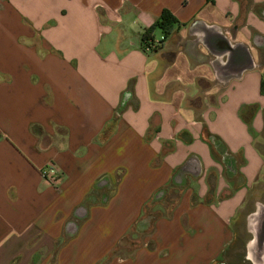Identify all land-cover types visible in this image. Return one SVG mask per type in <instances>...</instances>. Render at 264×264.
Listing matches in <instances>:
<instances>
[{
    "label": "crops",
    "instance_id": "obj_1",
    "mask_svg": "<svg viewBox=\"0 0 264 264\" xmlns=\"http://www.w3.org/2000/svg\"><path fill=\"white\" fill-rule=\"evenodd\" d=\"M263 143L264 0H0V264H264Z\"/></svg>",
    "mask_w": 264,
    "mask_h": 264
},
{
    "label": "rangeland",
    "instance_id": "obj_2",
    "mask_svg": "<svg viewBox=\"0 0 264 264\" xmlns=\"http://www.w3.org/2000/svg\"><path fill=\"white\" fill-rule=\"evenodd\" d=\"M260 148L264 152V143L260 145ZM259 218H260V220H259ZM255 222L259 223L258 226L261 225V227H263V230L260 232V234L263 235L264 234V211H260L255 216ZM255 222L251 228L254 229L256 232ZM261 235H260V237H261ZM251 237H252V234L248 230V227L246 225V221H244L243 227H241V231H240V234L238 235L237 239L233 242V244L231 245L229 250H227L224 253V262L222 264H253L252 262H249L248 260H246L244 258L245 254H246V246H247L248 241L251 239ZM259 240H262V239H259ZM257 248H259V247H257ZM260 250H261V248H260ZM263 251H264V249H263ZM255 256L258 257V252L255 254ZM256 260H258V259H255V261ZM263 262H264V260H263Z\"/></svg>",
    "mask_w": 264,
    "mask_h": 264
},
{
    "label": "trees",
    "instance_id": "obj_3",
    "mask_svg": "<svg viewBox=\"0 0 264 264\" xmlns=\"http://www.w3.org/2000/svg\"><path fill=\"white\" fill-rule=\"evenodd\" d=\"M179 24V21L175 18V16L168 10L163 9L158 16V18L149 26L146 27L142 33V48L145 46H150V41H154L153 32L158 29L162 33V38L157 41L156 47L158 48L160 44L165 40V38L169 35L171 30Z\"/></svg>",
    "mask_w": 264,
    "mask_h": 264
},
{
    "label": "built area",
    "instance_id": "obj_4",
    "mask_svg": "<svg viewBox=\"0 0 264 264\" xmlns=\"http://www.w3.org/2000/svg\"><path fill=\"white\" fill-rule=\"evenodd\" d=\"M157 41L158 40H154V41H150L149 43L151 44L150 46H145V50L146 51H151V50H155L157 47H156V44H157ZM49 174H53V169L50 168V167H47L45 169L42 170V176L43 177H47ZM53 179V178H52Z\"/></svg>",
    "mask_w": 264,
    "mask_h": 264
},
{
    "label": "flooded vegetation",
    "instance_id": "obj_5",
    "mask_svg": "<svg viewBox=\"0 0 264 264\" xmlns=\"http://www.w3.org/2000/svg\"><path fill=\"white\" fill-rule=\"evenodd\" d=\"M260 220V218H259ZM259 223H256L255 222V229H256V240L259 241V239L263 238L264 237V234L261 235L260 232L263 230V227H261V225L258 226ZM257 225V226H256ZM261 235V237H260Z\"/></svg>",
    "mask_w": 264,
    "mask_h": 264
}]
</instances>
